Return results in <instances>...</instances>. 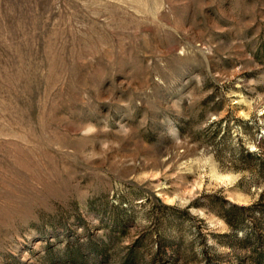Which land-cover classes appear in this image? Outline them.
Listing matches in <instances>:
<instances>
[{"label":"rangeland","instance_id":"rangeland-1","mask_svg":"<svg viewBox=\"0 0 264 264\" xmlns=\"http://www.w3.org/2000/svg\"><path fill=\"white\" fill-rule=\"evenodd\" d=\"M0 264H264V0H0Z\"/></svg>","mask_w":264,"mask_h":264},{"label":"trees","instance_id":"trees-1","mask_svg":"<svg viewBox=\"0 0 264 264\" xmlns=\"http://www.w3.org/2000/svg\"><path fill=\"white\" fill-rule=\"evenodd\" d=\"M234 207H236V206L233 205L232 208H234Z\"/></svg>","mask_w":264,"mask_h":264}]
</instances>
